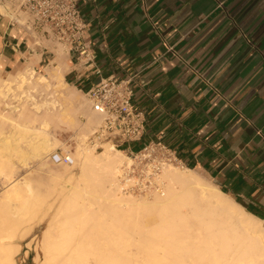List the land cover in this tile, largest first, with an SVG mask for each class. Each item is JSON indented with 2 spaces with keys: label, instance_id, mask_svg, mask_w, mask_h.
Here are the masks:
<instances>
[{
  "label": "crops",
  "instance_id": "1",
  "mask_svg": "<svg viewBox=\"0 0 264 264\" xmlns=\"http://www.w3.org/2000/svg\"><path fill=\"white\" fill-rule=\"evenodd\" d=\"M80 10L97 70L65 46V83L86 95L111 76L133 78L146 132L130 147L161 140L264 220V0H97ZM45 41L0 12V77L35 54L34 69L47 67L56 48Z\"/></svg>",
  "mask_w": 264,
  "mask_h": 264
},
{
  "label": "bare ground",
  "instance_id": "2",
  "mask_svg": "<svg viewBox=\"0 0 264 264\" xmlns=\"http://www.w3.org/2000/svg\"><path fill=\"white\" fill-rule=\"evenodd\" d=\"M55 50L41 77L36 54L21 71L0 77V106L10 96L21 98L12 97L16 105L0 111V175L7 183L0 194V264H16L15 240L30 231L21 232V225L37 218L48 220L41 264H264V220L193 169L164 168L166 184L149 198L120 193L119 170L129 158L111 145L97 154L81 148L77 175L49 167L59 143L51 131L78 128L80 115L87 128L101 121L64 81L66 49ZM56 81L69 87L62 101L47 97ZM36 163L49 172L48 181L36 182L31 173L15 177L17 168L30 171ZM150 214L156 219L148 225Z\"/></svg>",
  "mask_w": 264,
  "mask_h": 264
},
{
  "label": "built area",
  "instance_id": "3",
  "mask_svg": "<svg viewBox=\"0 0 264 264\" xmlns=\"http://www.w3.org/2000/svg\"><path fill=\"white\" fill-rule=\"evenodd\" d=\"M97 0H3L1 7L14 24L28 33H39L47 41L68 46L78 60L96 72L93 42L88 23L80 7ZM133 78L115 76L101 80L86 94L91 110L101 122L92 131L86 143L95 151H103L105 145L125 152L129 158L121 165L118 174L120 193L146 195L161 191L162 173L168 166L187 168L177 153L161 140H151L144 146L130 145L142 141L146 132V116L133 106ZM76 137L69 136L65 142L68 149H57L50 160L58 165H74L72 148ZM71 148V149H70Z\"/></svg>",
  "mask_w": 264,
  "mask_h": 264
},
{
  "label": "rangeland",
  "instance_id": "4",
  "mask_svg": "<svg viewBox=\"0 0 264 264\" xmlns=\"http://www.w3.org/2000/svg\"><path fill=\"white\" fill-rule=\"evenodd\" d=\"M0 12L1 13H4V14H6V12L2 9V8H0ZM45 45H47L49 48L51 47V48H60V47H62V48H65L66 49V47L64 46V45H61V44H58V43H55V42H51V41H45V43H44ZM67 50V49H66ZM55 53H56V50H55ZM46 67L45 68H42L40 71H36V74L38 75V76H43L44 74H46ZM57 82V83H56ZM56 82H54L53 84L54 85H52L51 87H49L48 89V91H47V93H49V95H47V97H51L52 98V96L58 101V100H60V101H62L61 99H62V97H63V92H65V89L66 90H68V88L69 87H67V86H65V85H63L61 82H58V81H56ZM61 87V88H60ZM63 88H65V89H63ZM54 89V90H53ZM54 92H52V91ZM61 90V91H60ZM49 91H51V93H53V94H51ZM63 91V92H62ZM78 91V90H77ZM12 92H14V90L12 91ZM59 93V94H58ZM79 93H81V92H79ZM13 94V93H12ZM15 96V95H14ZM14 96H10V97H8V99L10 100V102L7 100V99H5V102H2V104H1V106H0V111L1 112H7V111H9L11 108L10 107H12V106H14V105H16L15 103L17 102L18 103V100L19 99H21L20 97H19V99H18V96H15V98H16V100H14L15 98H14ZM81 96H83L85 99H86V101H88L89 102V100H88V98H87V96L85 95V94H83V93H81ZM12 97L14 98V99H12ZM42 96H39V98H41ZM43 97H45V96H43ZM12 100H11V99ZM14 100V101H13ZM16 101V102H15ZM8 103H10V104H8ZM5 104L7 105L6 107H5ZM9 105H11V106H9ZM9 106V107H8ZM7 109H9V110H7ZM16 112V111H15ZM15 112H13V114L12 115H17V113H15ZM80 120H81V123L84 125L85 123H87V118L85 117V116H83V115H80ZM101 122V121H100ZM100 122L98 123V124H96V125H94V126H91V128L90 127H85V125H84V127H83V125H81V126H79L77 129L76 128H71V129H68V128H63V129H60V130H58V131H51V133H50V135L53 137V138H55L56 139V141H58L57 143H58V145L55 147V150H57V149H68L69 147H68V145H66L65 144V142H66V140H67V138L69 137V136H75L76 137V145H74L73 147L74 148H72V155H73V158L75 159V157H77L76 159H75V161L78 159V157H79V159L77 160V162H75L74 163V165L73 166H68V165H58V164H54V163H52L51 162V160H50V155L52 154L51 152L49 153V156H48V159H49V167L51 168V169H59V168H63V167H67V168H69V172H70V174H75V175H77V174H79V168H80V163H81V156H80V154L79 153H81V151H82V149H84V147L85 148H87V149H89V150H92V151H94L96 154L97 153H99V152H101V151H95L94 149H92L91 147H89L88 145H87V143H86V140L85 139H87V137H88V135L92 132V131H94L95 129H96V127H98V125L100 124ZM80 127H81V129H80ZM83 127V128H82ZM9 129V130H8ZM12 129H10V128H7L6 129V132L8 133L9 131H11ZM86 132V133H85ZM55 134V135H54ZM77 147H79V148H77ZM82 148V149H81ZM71 149V148H70ZM55 150H53L52 152H54ZM80 150V151H79ZM119 150V149H118ZM79 152V153H78ZM125 153V152H124ZM126 154V153H125ZM78 155V156H77ZM127 155V154H126ZM79 161V162H78ZM126 161H128V160H126ZM125 161V162H126ZM32 165V168H31V170L30 171H26V169H16V175H15V177L17 176L18 178H22L24 175H26L27 174V176H30V173H31V176H32V178H34V180L36 181V182H43V181H46V179H47V181L50 179V174H47V173H49V172H44V171H41L39 168V164L38 163H36V164H31ZM37 167H38V169H37ZM54 167V168H53ZM74 167V168H73ZM174 167H176V166H174ZM176 168H178V167H176ZM179 170H181V171H184L186 168H184V169H181V168H178ZM37 170V171H36ZM17 171H18V173H17ZM36 171V172H35ZM33 172H34V174H33ZM195 172L197 173V175L200 177V178H203V180H205V181H207V182H209V183H211L212 185H214V186H217V185H215V183L207 176V175H205V174H203V173H201V172H199V171H196L195 170ZM29 173V174H28ZM2 177L3 176H1L0 175V194H3V192H5L6 191V188H5V186L7 185V183L5 182L6 180H4V177H3V180H2ZM16 177V178H17ZM163 180V179H162ZM164 181V184H166L165 182V180H163ZM4 182V183H3ZM35 182V183H36ZM4 184H6V185H4ZM3 186V187H2ZM218 187V186H217ZM2 188V189H1ZM4 189V190H3ZM161 192V191H160ZM1 196V195H0ZM127 196V195H126ZM134 196H141V195H134ZM142 196H144V195H142ZM145 196H147V197H149V198H152V193H149V194H146ZM152 215V216H151ZM155 215L154 214H150V215H148L147 216V218H146V223L148 224V225H150L151 223H153L154 221H155ZM151 221V222H150ZM26 223H28V224H26ZM24 224V225H23ZM23 224L21 225V228H20V231L22 230H26L27 231V229L29 230L30 229V231H27V232H22V233H25V234H27V235H25V237H24V239H19V236L16 238V243H17V247L19 246V251L15 254V262H16V264H41V260L43 259V250H42V248H41V242H42V238H43V233H44V231L46 230V228H47V226H48V220H46V219H44V220H42V221H40L39 220V218H37V219H35V220H33V221H25V222H23ZM32 226V227H31ZM20 235V234H19ZM34 238V239H33ZM28 244H30V245H28ZM42 258V259H41Z\"/></svg>",
  "mask_w": 264,
  "mask_h": 264
},
{
  "label": "trees",
  "instance_id": "5",
  "mask_svg": "<svg viewBox=\"0 0 264 264\" xmlns=\"http://www.w3.org/2000/svg\"><path fill=\"white\" fill-rule=\"evenodd\" d=\"M250 211V210H249ZM250 212H252V211H250Z\"/></svg>",
  "mask_w": 264,
  "mask_h": 264
}]
</instances>
